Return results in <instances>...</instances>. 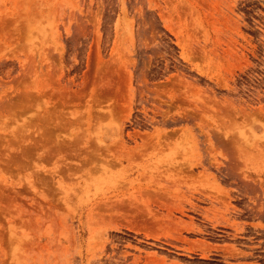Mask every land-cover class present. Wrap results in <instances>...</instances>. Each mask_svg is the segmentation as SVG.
I'll list each match as a JSON object with an SVG mask.
<instances>
[{
  "label": "rangeland",
  "instance_id": "rangeland-1",
  "mask_svg": "<svg viewBox=\"0 0 264 264\" xmlns=\"http://www.w3.org/2000/svg\"><path fill=\"white\" fill-rule=\"evenodd\" d=\"M172 263L264 264V0H0V264Z\"/></svg>",
  "mask_w": 264,
  "mask_h": 264
},
{
  "label": "bare ground",
  "instance_id": "bare-ground-1",
  "mask_svg": "<svg viewBox=\"0 0 264 264\" xmlns=\"http://www.w3.org/2000/svg\"><path fill=\"white\" fill-rule=\"evenodd\" d=\"M187 230H188V229H187ZM195 243H196V242H195ZM197 244H201L200 247H201V246H204V247H205L204 243L202 244V243L197 242ZM197 247H198V246H197ZM205 249H206V248H205ZM203 256L206 257V255H203ZM172 264H173V263H172ZM175 264H176V263H175Z\"/></svg>",
  "mask_w": 264,
  "mask_h": 264
},
{
  "label": "flooded vegetation",
  "instance_id": "flooded-vegetation-1",
  "mask_svg": "<svg viewBox=\"0 0 264 264\" xmlns=\"http://www.w3.org/2000/svg\"><path fill=\"white\" fill-rule=\"evenodd\" d=\"M212 260H214V261H219V259H216V258H213Z\"/></svg>",
  "mask_w": 264,
  "mask_h": 264
}]
</instances>
